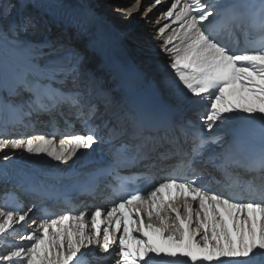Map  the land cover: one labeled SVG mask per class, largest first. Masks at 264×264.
Listing matches in <instances>:
<instances>
[{"label":"snow or ice","instance_id":"6c2138e0","mask_svg":"<svg viewBox=\"0 0 264 264\" xmlns=\"http://www.w3.org/2000/svg\"><path fill=\"white\" fill-rule=\"evenodd\" d=\"M115 11L156 26L174 101L164 112L91 4L0 0V183L19 152L67 165L99 145L107 157L73 178L101 205L53 211L47 172L17 182L30 206L5 191L0 264H87L102 259L96 249L115 264H264V0H129ZM65 110L83 131L58 147L45 134L9 138L32 126L26 117ZM130 169L144 171L122 175ZM14 235L24 243L9 245Z\"/></svg>","mask_w":264,"mask_h":264},{"label":"bare ground","instance_id":"6f19581e","mask_svg":"<svg viewBox=\"0 0 264 264\" xmlns=\"http://www.w3.org/2000/svg\"><path fill=\"white\" fill-rule=\"evenodd\" d=\"M73 5H80L83 4L87 6L88 4H91L98 13L104 18L105 20V28L109 31L111 40L113 45L115 46L117 50V55L120 56L122 59L130 62L131 64H134L140 68L143 69V71L146 74V82L145 87L150 88L153 90H156L158 94H162L164 97L165 105L164 111L167 110L168 106L174 101L169 96V93L167 91V83H168V77L170 76V73L165 68V63L161 61H157L155 65L159 66V69L156 68V70H150L151 64L149 62H142V58L148 59L149 52L142 51L139 48H145L146 44H141L142 41H153L151 36L153 35V29L156 27L151 21H146L145 19H142L140 14H134L131 17H124L121 16L118 12L115 11L116 8L121 7L123 5H126L129 3V0H71ZM163 8L159 9V6L156 9L153 10V13L151 14L153 17V20L157 18L158 10H162ZM165 21L161 22V25ZM110 26V27H109ZM123 34V35H122ZM157 45H159V41H155ZM74 44H77L79 46H83V41L73 40ZM129 46V49L127 48ZM158 50H159V46ZM161 54L163 60H167V57L159 51ZM153 54V53H152ZM159 54H155L154 56L158 57ZM153 56V55H152ZM161 58V59H162ZM142 64V65H141ZM158 71V72H157ZM167 79V81H165ZM62 117L67 119L71 124L75 121V117L72 113L65 110L62 114ZM42 115L37 116L35 113L31 117H26L25 120H31L32 126H22L17 125L14 129L10 127V136L9 138H21L26 136H34V135H40L45 134L49 135V138H51L53 135H50L48 133L49 125L47 124L45 128H40V122L46 121L47 119L43 117ZM54 121L56 123V128L58 134V138L56 139V146H59V139L62 137V134H65L67 132L64 131V128L61 126V120L59 116L56 114L54 117ZM47 122V121H46ZM75 124V123H74ZM76 129H72L70 133H79L82 131L83 127L82 125L75 124ZM42 130V131H41ZM58 140V141H57ZM95 151L89 150L87 152H83L78 154V158H74V160L69 161L67 165L56 162L52 160L51 158L47 157L46 155L41 156H35V155H29L24 152L17 153L18 158H13L11 164H14L18 167H26L28 169L36 170L39 172H47V173H55V174H63V173H69L74 171V169L82 165L84 163H87L90 160L97 158V153L101 151V146L97 145L94 146ZM108 195V194H107ZM109 196V195H108ZM103 198L105 196L98 198H90V199H83L82 197L79 198L78 203L74 206L81 207V210L84 206L88 205H101L103 204ZM61 208H57L54 210L55 212H59ZM90 222V218H89ZM7 243L10 245L11 243L15 244H22L24 243L23 240L20 239L19 236H12L8 238ZM6 241L0 240V250H2L5 247ZM96 255L99 257H102V259H96L93 256L86 257L87 264H115V257L110 256L109 254H105L102 252H99L98 249L95 250Z\"/></svg>","mask_w":264,"mask_h":264},{"label":"rangeland","instance_id":"374dc122","mask_svg":"<svg viewBox=\"0 0 264 264\" xmlns=\"http://www.w3.org/2000/svg\"><path fill=\"white\" fill-rule=\"evenodd\" d=\"M159 9H160V7H159ZM157 10V9H156ZM159 12H158V14H157V17L159 16V14H160V12L161 11H163V9L162 10H158ZM141 44H146L147 46L145 47V48H139L140 50H142V51H147V52H149L150 54H149V56H148V59H147V61H146V59H144V58H142V62L144 63H146V62H149V64H151V66H150V70H156V68L157 69H159V66L158 65H155V63L157 62V61H161V62H164V63H166V60H163V58H162V56H161V54L159 53V51H160V49L158 50V45H157V43L155 42V41H149V42H147L146 43V41H142V43ZM128 49H129V46L127 47ZM153 53V54H152ZM154 53L155 54H159L158 55V57L156 56H154ZM153 55V56H152ZM162 58V59H161ZM142 65V64H141ZM158 72V71H157ZM165 81H167V79L165 80ZM76 123V122H75ZM46 122H44V121H42V119H41V122H40V128L41 129H43V128H45V126H46ZM73 129H76V126H74L73 125ZM42 131V130H41ZM58 141V140H57ZM58 142H56V144H57Z\"/></svg>","mask_w":264,"mask_h":264}]
</instances>
